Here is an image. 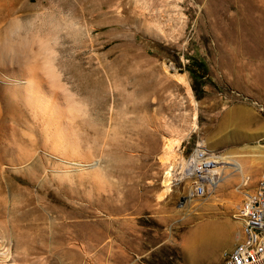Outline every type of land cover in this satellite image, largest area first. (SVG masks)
<instances>
[{"label": "rangeland", "instance_id": "rangeland-1", "mask_svg": "<svg viewBox=\"0 0 264 264\" xmlns=\"http://www.w3.org/2000/svg\"><path fill=\"white\" fill-rule=\"evenodd\" d=\"M13 7L20 37L55 58V159L31 179L0 129V264H189L209 221L234 241L202 264H224L264 173V0H0V16ZM199 145L232 168L200 196L194 174L168 173Z\"/></svg>", "mask_w": 264, "mask_h": 264}, {"label": "bare ground", "instance_id": "bare-ground-1", "mask_svg": "<svg viewBox=\"0 0 264 264\" xmlns=\"http://www.w3.org/2000/svg\"><path fill=\"white\" fill-rule=\"evenodd\" d=\"M16 11L15 7L9 12L7 11L10 15L8 20H5V14L0 16V129L7 127L11 129L10 135L12 134L17 147L15 151H12L13 158L11 157V163L16 166L15 169L27 167L26 174L34 179L40 173L46 176L53 172L50 163L54 157L48 146L50 145L51 124L55 113L52 111L53 84L51 88L48 79L55 80L57 74L56 69L53 68V59L55 58H53L52 50L47 46L44 48L40 43L41 40L38 45H35L31 40L26 37L24 39L17 33L21 24L15 15ZM6 15L8 16V14ZM56 81L59 82V80ZM63 102L69 104V101ZM60 103H62L61 99ZM62 113L65 115L64 111ZM62 113L60 116L63 115ZM65 119L68 122L67 117ZM66 131L68 137H72L74 134L70 129L68 132L66 128ZM38 140L43 145L41 150L37 147ZM225 159L226 157L223 161H218L221 163L211 168L205 176V181L210 182L214 188L218 187L221 181H228L229 174L226 169L231 167H228L227 162H224ZM70 161H62V163L76 170L79 168L92 170L96 169L98 165L97 161L86 164ZM221 164L223 166H220ZM240 168H243L242 165L235 169L239 172ZM168 173L170 176L174 175L177 182L186 177L184 170L182 173ZM245 182L246 177L244 185ZM233 241L232 232L226 226L214 221L205 222L194 229L186 239L187 258L191 264H202L206 259L213 257L219 247L230 246Z\"/></svg>", "mask_w": 264, "mask_h": 264}, {"label": "built area", "instance_id": "built-area-1", "mask_svg": "<svg viewBox=\"0 0 264 264\" xmlns=\"http://www.w3.org/2000/svg\"><path fill=\"white\" fill-rule=\"evenodd\" d=\"M225 156L197 146L184 162L185 176L195 175L192 185L195 195L205 192V176ZM174 169L170 166L169 171ZM174 176V175H173ZM169 175L170 183H177ZM237 218L241 221L239 241L225 253L224 264H264V173L259 177L255 188L244 193L237 207Z\"/></svg>", "mask_w": 264, "mask_h": 264}]
</instances>
